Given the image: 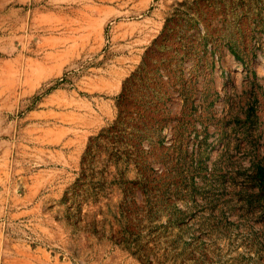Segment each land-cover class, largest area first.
<instances>
[{
	"label": "rangeland",
	"instance_id": "obj_1",
	"mask_svg": "<svg viewBox=\"0 0 264 264\" xmlns=\"http://www.w3.org/2000/svg\"><path fill=\"white\" fill-rule=\"evenodd\" d=\"M262 60L264 0H0V264H264Z\"/></svg>",
	"mask_w": 264,
	"mask_h": 264
},
{
	"label": "trees",
	"instance_id": "obj_2",
	"mask_svg": "<svg viewBox=\"0 0 264 264\" xmlns=\"http://www.w3.org/2000/svg\"><path fill=\"white\" fill-rule=\"evenodd\" d=\"M259 181V192L251 194V199H255L258 201H264V167H260L254 170L253 175L250 177L251 184L257 183ZM253 185V186H254ZM252 186V187H253Z\"/></svg>",
	"mask_w": 264,
	"mask_h": 264
},
{
	"label": "bare ground",
	"instance_id": "obj_3",
	"mask_svg": "<svg viewBox=\"0 0 264 264\" xmlns=\"http://www.w3.org/2000/svg\"><path fill=\"white\" fill-rule=\"evenodd\" d=\"M261 64L264 66V60L261 61Z\"/></svg>",
	"mask_w": 264,
	"mask_h": 264
}]
</instances>
